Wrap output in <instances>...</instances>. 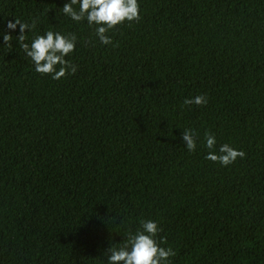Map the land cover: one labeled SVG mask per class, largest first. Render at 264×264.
Masks as SVG:
<instances>
[{"label":"trees","instance_id":"1","mask_svg":"<svg viewBox=\"0 0 264 264\" xmlns=\"http://www.w3.org/2000/svg\"><path fill=\"white\" fill-rule=\"evenodd\" d=\"M69 2L0 0V264H109L141 220L172 264H264V0H138L111 45ZM36 18L29 45L76 35L74 75L36 72L7 27ZM206 132L246 157L206 159Z\"/></svg>","mask_w":264,"mask_h":264},{"label":"clouds","instance_id":"2","mask_svg":"<svg viewBox=\"0 0 264 264\" xmlns=\"http://www.w3.org/2000/svg\"><path fill=\"white\" fill-rule=\"evenodd\" d=\"M78 5V10L74 7ZM62 12L75 22L87 21L91 27L95 28V36L104 45H111L112 38L107 34L118 25L126 21L139 22L141 19L140 5L138 0H70L62 7ZM38 18L31 24L21 22L15 19V22L8 21L7 27L15 30L19 26L20 35L16 37L19 47L23 49L26 56L34 63L36 72L42 75H51L54 80H59L66 75H74L77 71V65L66 60L75 50L77 37L74 33L62 35L59 32L47 31L45 35H37L31 44L25 43L27 36L26 30L31 31L36 28ZM4 44L12 47V35L3 34ZM57 66L59 69L57 70ZM205 95H197L194 98H186L183 101L185 106L207 104ZM195 133L191 128H185L182 132V141L189 152H194L197 147ZM206 148L208 152L206 159L212 162H218L222 166L233 164L238 158L244 159L246 153L242 150H236L225 143L220 146L219 154L214 151L216 138L214 134L205 133ZM163 229L155 221L141 220L140 228L135 233L129 232L126 239L119 247L110 246L105 252L108 254L109 264H172L170 257L176 253L172 248L162 247L161 244L166 238L157 236Z\"/></svg>","mask_w":264,"mask_h":264}]
</instances>
